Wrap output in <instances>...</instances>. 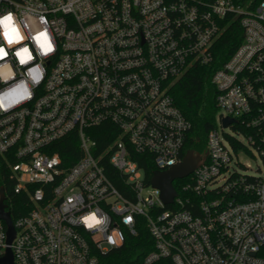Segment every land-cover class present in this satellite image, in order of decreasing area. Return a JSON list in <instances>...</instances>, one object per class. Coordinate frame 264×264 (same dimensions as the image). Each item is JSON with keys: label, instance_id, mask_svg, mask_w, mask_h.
<instances>
[{"label": "built area", "instance_id": "1", "mask_svg": "<svg viewBox=\"0 0 264 264\" xmlns=\"http://www.w3.org/2000/svg\"><path fill=\"white\" fill-rule=\"evenodd\" d=\"M234 23L242 38L211 76L215 124L164 203L135 156L158 170L183 159L196 137L170 87L211 64ZM0 52L15 231L8 241L0 218V259L9 249L11 264H101L143 225L151 247L130 264H264V0H0ZM65 138L76 149L63 157Z\"/></svg>", "mask_w": 264, "mask_h": 264}, {"label": "trees", "instance_id": "2", "mask_svg": "<svg viewBox=\"0 0 264 264\" xmlns=\"http://www.w3.org/2000/svg\"><path fill=\"white\" fill-rule=\"evenodd\" d=\"M241 28L236 24L229 25L218 38L214 45V61L208 65H193L182 76L177 78L170 87V94L174 99V104L183 113L191 124V132L196 137V141L187 144V148L194 149L198 152L204 150L203 143L207 131L214 126L217 108L214 101L216 89L211 82V76L216 68L227 60L229 55L239 44L242 38ZM94 136L97 141L103 142V128H96ZM62 145L56 149L61 156H65L70 150L75 148V140L65 138L61 140ZM145 155H137L135 159L139 161V165L143 167L145 174V182L148 183L155 166L146 161ZM14 162L13 160H10ZM8 162L5 157L0 154V187L4 189L6 194L9 191L8 184ZM105 172L109 175L119 190L122 187L117 179V173L109 164L105 166ZM180 181H175L174 186L177 187ZM151 247L149 235L145 227L138 226V235L128 238L120 249L111 251L101 264H130L131 261H139L142 255Z\"/></svg>", "mask_w": 264, "mask_h": 264}, {"label": "water", "instance_id": "3", "mask_svg": "<svg viewBox=\"0 0 264 264\" xmlns=\"http://www.w3.org/2000/svg\"><path fill=\"white\" fill-rule=\"evenodd\" d=\"M232 121L233 120L229 118H224L222 120V123L223 125H227ZM199 160H200V153L194 152L193 149H188L183 159L177 164L164 170L155 169L153 171L149 182L150 184H152L153 187L159 189L160 198L164 203H170L176 194V190L173 185L174 180L188 175L197 166ZM4 198H5L4 190L2 187H0V218L4 219V221L7 224L8 227L7 236H8V241H10L15 231L11 223L9 212L4 210L5 207V204L3 202ZM0 261L4 262L5 264L12 263V258L10 256L9 249H8V257H6L5 259H0Z\"/></svg>", "mask_w": 264, "mask_h": 264}, {"label": "rangeland", "instance_id": "4", "mask_svg": "<svg viewBox=\"0 0 264 264\" xmlns=\"http://www.w3.org/2000/svg\"><path fill=\"white\" fill-rule=\"evenodd\" d=\"M218 115V114H217ZM228 133H231L232 131L229 128H226L225 130ZM205 145V141L203 143V147ZM239 161L246 167L247 173H256L258 172V168L262 167L261 161L257 157H252L247 154H241L238 156Z\"/></svg>", "mask_w": 264, "mask_h": 264}, {"label": "clouds", "instance_id": "5", "mask_svg": "<svg viewBox=\"0 0 264 264\" xmlns=\"http://www.w3.org/2000/svg\"><path fill=\"white\" fill-rule=\"evenodd\" d=\"M8 17H10V19H6V20H11V16L9 15ZM28 52V49L27 48H25L24 50H23V53L24 54H26ZM0 54H3L2 52H0ZM17 55H21V53H17ZM26 59H31V57H25ZM129 220H130V218H128Z\"/></svg>", "mask_w": 264, "mask_h": 264}, {"label": "snow or ice", "instance_id": "6", "mask_svg": "<svg viewBox=\"0 0 264 264\" xmlns=\"http://www.w3.org/2000/svg\"><path fill=\"white\" fill-rule=\"evenodd\" d=\"M5 19H10V17H6Z\"/></svg>", "mask_w": 264, "mask_h": 264}]
</instances>
